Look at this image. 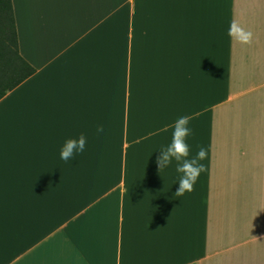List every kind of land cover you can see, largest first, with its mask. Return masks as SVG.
<instances>
[{
	"label": "crops",
	"instance_id": "obj_1",
	"mask_svg": "<svg viewBox=\"0 0 264 264\" xmlns=\"http://www.w3.org/2000/svg\"><path fill=\"white\" fill-rule=\"evenodd\" d=\"M11 5L35 72L0 99V264H264V0ZM181 115L206 157L177 195Z\"/></svg>",
	"mask_w": 264,
	"mask_h": 264
},
{
	"label": "clouds",
	"instance_id": "obj_2",
	"mask_svg": "<svg viewBox=\"0 0 264 264\" xmlns=\"http://www.w3.org/2000/svg\"><path fill=\"white\" fill-rule=\"evenodd\" d=\"M227 36L241 44H248L252 39V33L242 28L236 21H230L227 28ZM97 136L104 135V129L98 127ZM192 135L189 126V117L181 115L176 117L172 123L171 139L159 148V155L156 157L158 173L168 168L175 162V171L178 174L175 182H178L177 195L191 192L193 185L201 172L204 164L201 163L206 157V149L201 146L194 156L189 155L190 145L187 139ZM86 137L83 133L75 137L66 138L60 146L59 158L64 161L72 160L85 150Z\"/></svg>",
	"mask_w": 264,
	"mask_h": 264
},
{
	"label": "trees",
	"instance_id": "obj_3",
	"mask_svg": "<svg viewBox=\"0 0 264 264\" xmlns=\"http://www.w3.org/2000/svg\"><path fill=\"white\" fill-rule=\"evenodd\" d=\"M34 72L19 55L11 0H0V99Z\"/></svg>",
	"mask_w": 264,
	"mask_h": 264
}]
</instances>
